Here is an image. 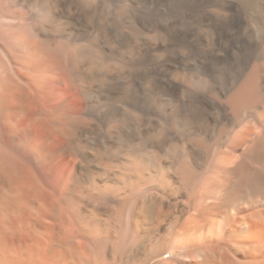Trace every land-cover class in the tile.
<instances>
[{
	"label": "bare ground",
	"instance_id": "bare-ground-1",
	"mask_svg": "<svg viewBox=\"0 0 264 264\" xmlns=\"http://www.w3.org/2000/svg\"><path fill=\"white\" fill-rule=\"evenodd\" d=\"M12 2L0 264H264V0Z\"/></svg>",
	"mask_w": 264,
	"mask_h": 264
},
{
	"label": "rangeland",
	"instance_id": "rangeland-1",
	"mask_svg": "<svg viewBox=\"0 0 264 264\" xmlns=\"http://www.w3.org/2000/svg\"><path fill=\"white\" fill-rule=\"evenodd\" d=\"M0 4L3 5L1 7H5L3 9L10 10L11 12L13 11L12 14L20 15V13L22 14V12H23V9L21 7L15 5L14 2H12V0H3V1L0 0ZM20 11H22V12H20Z\"/></svg>",
	"mask_w": 264,
	"mask_h": 264
}]
</instances>
